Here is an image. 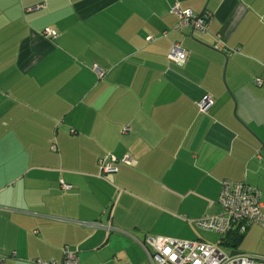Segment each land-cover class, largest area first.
Wrapping results in <instances>:
<instances>
[{
  "label": "crops",
  "instance_id": "crops-1",
  "mask_svg": "<svg viewBox=\"0 0 264 264\" xmlns=\"http://www.w3.org/2000/svg\"><path fill=\"white\" fill-rule=\"evenodd\" d=\"M174 3L210 12L207 31L174 30ZM223 179L264 211V0H0V263L66 245L79 264H154L144 235L220 246L189 220L220 212Z\"/></svg>",
  "mask_w": 264,
  "mask_h": 264
},
{
  "label": "built area",
  "instance_id": "built-area-1",
  "mask_svg": "<svg viewBox=\"0 0 264 264\" xmlns=\"http://www.w3.org/2000/svg\"><path fill=\"white\" fill-rule=\"evenodd\" d=\"M171 12L176 14L177 22L173 29L181 31L184 28H191L199 32L208 29L212 18L210 12L195 13L188 8H180L178 3H174ZM44 37L55 38L57 33L52 28H45L42 31ZM158 36H148V39H155ZM168 58L178 64L185 60L186 53L181 49L179 43H173L167 54ZM93 71L98 77L104 75V71L93 67ZM260 79L256 83L260 84ZM214 98L205 95L199 102L198 108L205 112L213 104ZM128 128L125 126L124 131ZM55 146L52 145V148ZM129 163L130 159L123 158ZM100 172L103 174L116 171V167L106 158L98 161ZM63 189L70 188L68 184H62ZM220 212L215 215H206L197 219L189 220L190 223L205 230L219 235V242L228 234H244L247 229L256 224L264 228V211L262 210L261 190L251 186L245 181H231L223 179L218 194ZM110 229L109 225H106ZM141 243L145 246L154 264H264V257L254 256L243 252L231 254L225 252L219 244L201 242L197 240H183L167 236L144 235ZM63 256L60 260L36 262L40 264H79L76 251L68 246L62 248ZM3 264V263H0Z\"/></svg>",
  "mask_w": 264,
  "mask_h": 264
},
{
  "label": "rangeland",
  "instance_id": "rangeland-1",
  "mask_svg": "<svg viewBox=\"0 0 264 264\" xmlns=\"http://www.w3.org/2000/svg\"><path fill=\"white\" fill-rule=\"evenodd\" d=\"M213 239L216 240V235H213ZM220 248L225 252L237 250L246 254L254 256L264 257V229L256 228L247 234L240 244L232 247L228 243H222Z\"/></svg>",
  "mask_w": 264,
  "mask_h": 264
},
{
  "label": "trees",
  "instance_id": "trees-1",
  "mask_svg": "<svg viewBox=\"0 0 264 264\" xmlns=\"http://www.w3.org/2000/svg\"><path fill=\"white\" fill-rule=\"evenodd\" d=\"M243 236L244 234H236V233L228 234L225 238L221 239L219 243L221 244L228 243L232 247H235L237 244H239Z\"/></svg>",
  "mask_w": 264,
  "mask_h": 264
},
{
  "label": "water",
  "instance_id": "water-1",
  "mask_svg": "<svg viewBox=\"0 0 264 264\" xmlns=\"http://www.w3.org/2000/svg\"><path fill=\"white\" fill-rule=\"evenodd\" d=\"M236 252H238V251L232 250L230 253H231V254H234V253H236Z\"/></svg>",
  "mask_w": 264,
  "mask_h": 264
}]
</instances>
